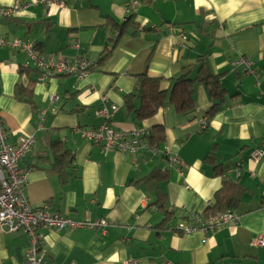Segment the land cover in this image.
Returning <instances> with one entry per match:
<instances>
[{
    "label": "crops",
    "instance_id": "crops-1",
    "mask_svg": "<svg viewBox=\"0 0 264 264\" xmlns=\"http://www.w3.org/2000/svg\"><path fill=\"white\" fill-rule=\"evenodd\" d=\"M128 1L61 0L49 7L41 0H0V8L26 6L0 18V38L94 64L81 78L54 75L41 82L20 49L0 45V118L10 142L36 138L21 162L29 171L31 209L109 223L106 233L43 229L45 261L264 264V247L255 244L264 237V0H140L138 30L121 35L112 25L124 23ZM201 57L208 59L201 75L218 78L226 91L214 116L207 87L198 84L195 120L170 105L137 120L125 96L138 76L163 78L168 99L173 80L196 74ZM112 105L118 110L107 122L99 110ZM105 122L126 133L149 131V146L135 153L107 151L75 132ZM258 149L263 153L253 159ZM60 156L69 166H56ZM154 171L166 178L148 179ZM226 180L247 189L238 218L217 231L177 233L189 212L202 214L215 204ZM28 249L24 233L0 234V264H23Z\"/></svg>",
    "mask_w": 264,
    "mask_h": 264
},
{
    "label": "built area",
    "instance_id": "built-area-1",
    "mask_svg": "<svg viewBox=\"0 0 264 264\" xmlns=\"http://www.w3.org/2000/svg\"><path fill=\"white\" fill-rule=\"evenodd\" d=\"M41 1L49 7L55 4L62 5L61 0ZM139 1H128V15L135 12ZM23 8H26L24 4L1 7L0 18L11 17ZM0 45H9L20 49L28 58L26 61L27 66L35 68L39 72L38 81L41 82L50 79L54 75H76L81 78L94 66L92 62L83 58L67 59L55 54L43 55L35 44L21 40L11 43L7 39L0 38ZM246 65L250 69L251 62L246 61ZM255 75L258 79L259 74L255 73ZM117 110L118 106L112 105L110 109H100L99 115L109 122ZM107 122L99 127L75 128V132L79 133L85 141L102 144L107 151H130L135 153L139 146H149L147 141V137L150 136L149 131L136 129L132 133H126L114 129ZM35 142L36 138L33 135H23L16 142H10L7 127L0 118V234L19 231L28 237L29 249L23 264H47L41 248L43 240L41 231L43 229L58 231L89 229L93 231L101 230L106 233V229L109 226L106 220L77 221L68 216L53 213L47 207L31 209L25 192L29 171L21 167V162L31 152ZM262 153V149L256 150L253 154V159H258ZM177 160L175 157L174 159L171 158L174 163ZM191 218L194 221H183L178 225L177 233L181 235H191L197 231L208 233L214 230L216 225L228 224L237 219V217L229 214L215 215L206 220L201 216H192ZM255 244L264 247V237L258 235L255 239ZM130 264H136V262Z\"/></svg>",
    "mask_w": 264,
    "mask_h": 264
},
{
    "label": "trees",
    "instance_id": "trees-1",
    "mask_svg": "<svg viewBox=\"0 0 264 264\" xmlns=\"http://www.w3.org/2000/svg\"><path fill=\"white\" fill-rule=\"evenodd\" d=\"M135 13H131L126 16L123 24H118L113 21V27L117 28L121 35L130 32V28L138 30V25L134 19ZM133 34H137L138 31H131ZM183 39L187 40L186 35H182ZM208 67L207 57H201L198 63V71L194 74L193 71H189L184 75L173 80V86L170 90L169 98L167 99L166 93L168 90H163L162 82L163 78L151 77L147 72L137 77L136 86L132 93L125 96L126 106L130 109L136 110L137 120H145L156 115L160 109L170 105L173 107L179 115L186 118L187 121L195 120L196 117V86L198 84H205L207 87L210 98L213 102V106L209 111V117L214 116L218 112L225 102L226 91L222 87L218 78L210 80L209 78L201 75ZM200 73V74H199ZM167 99V100H166ZM138 103V104H137ZM161 140V139H158ZM213 156L215 152H212ZM62 156L58 157L56 166L68 165L66 161H63ZM208 159H213L210 155ZM219 175H222V166L217 167ZM165 173L161 171H154L150 174L148 179H162L166 178ZM247 192V189L239 183L224 181L222 189L216 196V202L214 205H210L206 212H189L183 218L184 221H194L192 216H201L203 219H209L215 215L229 214L238 218L239 209L243 203V198ZM171 215V214H168ZM226 225V224H224ZM223 224L216 225L214 230L217 231Z\"/></svg>",
    "mask_w": 264,
    "mask_h": 264
}]
</instances>
